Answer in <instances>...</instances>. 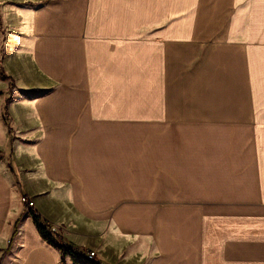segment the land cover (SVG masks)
<instances>
[{
	"label": "crops",
	"instance_id": "1",
	"mask_svg": "<svg viewBox=\"0 0 264 264\" xmlns=\"http://www.w3.org/2000/svg\"><path fill=\"white\" fill-rule=\"evenodd\" d=\"M12 7L0 264H74L30 209L102 264H264V0Z\"/></svg>",
	"mask_w": 264,
	"mask_h": 264
},
{
	"label": "rangeland",
	"instance_id": "2",
	"mask_svg": "<svg viewBox=\"0 0 264 264\" xmlns=\"http://www.w3.org/2000/svg\"><path fill=\"white\" fill-rule=\"evenodd\" d=\"M35 0H0V65L5 75L9 79H4L0 73V110L1 115H5L3 122L7 128L6 123L11 122L9 108L14 101L24 100L36 95L29 89L21 88L18 85V79L13 71L16 59L17 50V19L13 11L12 5L20 3H32ZM13 51V52H11ZM15 52V53H14ZM9 148L7 149V162L12 165V150L15 144H30V141L21 138L18 134L15 125H12L9 133ZM21 198V197H20ZM21 201V200H20ZM22 202V201H21ZM15 202H13L14 204ZM23 203V202H22ZM24 205H27L23 203ZM32 207V205H27Z\"/></svg>",
	"mask_w": 264,
	"mask_h": 264
},
{
	"label": "trees",
	"instance_id": "3",
	"mask_svg": "<svg viewBox=\"0 0 264 264\" xmlns=\"http://www.w3.org/2000/svg\"><path fill=\"white\" fill-rule=\"evenodd\" d=\"M0 73L4 79H9L7 75L4 74L2 67L0 65ZM30 213L33 217V221L36 228L41 235V237L53 246H56L61 253L62 262L65 261V257L69 256L74 264H102L100 262L94 261L87 256L84 250L75 248L71 245L66 244L62 238L53 232L48 224L42 221L39 213L33 209H30Z\"/></svg>",
	"mask_w": 264,
	"mask_h": 264
},
{
	"label": "built area",
	"instance_id": "4",
	"mask_svg": "<svg viewBox=\"0 0 264 264\" xmlns=\"http://www.w3.org/2000/svg\"><path fill=\"white\" fill-rule=\"evenodd\" d=\"M20 200L23 202V203H25V204H29V205H32V201L27 197V196H25V195H22L21 196V198H20ZM87 254V256L89 257V258H93L94 256H95V253L93 252V251H90V252H88V253H86Z\"/></svg>",
	"mask_w": 264,
	"mask_h": 264
}]
</instances>
